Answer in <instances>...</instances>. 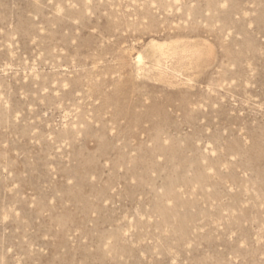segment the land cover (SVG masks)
Returning <instances> with one entry per match:
<instances>
[{"label": "rangeland", "instance_id": "obj_1", "mask_svg": "<svg viewBox=\"0 0 264 264\" xmlns=\"http://www.w3.org/2000/svg\"><path fill=\"white\" fill-rule=\"evenodd\" d=\"M0 264H264V0H0Z\"/></svg>", "mask_w": 264, "mask_h": 264}, {"label": "bare ground", "instance_id": "obj_2", "mask_svg": "<svg viewBox=\"0 0 264 264\" xmlns=\"http://www.w3.org/2000/svg\"><path fill=\"white\" fill-rule=\"evenodd\" d=\"M141 61V57H139V62Z\"/></svg>", "mask_w": 264, "mask_h": 264}]
</instances>
